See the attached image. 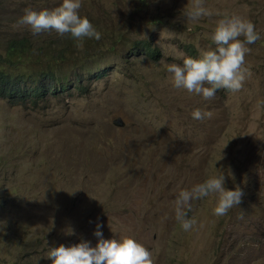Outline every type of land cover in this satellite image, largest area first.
<instances>
[{
	"label": "rangeland",
	"instance_id": "374dc122",
	"mask_svg": "<svg viewBox=\"0 0 264 264\" xmlns=\"http://www.w3.org/2000/svg\"><path fill=\"white\" fill-rule=\"evenodd\" d=\"M60 2L0 0V57L9 40L29 39L30 75L49 65L73 81L77 69L85 88L35 108L0 100V264H52L48 246H94L97 221L105 239L138 240L153 264H264V0H204L219 15L196 22L181 14L192 0H82L79 13L101 33L98 45L86 55L72 48L53 65L37 52L61 51L72 38L34 36L16 21L26 8ZM225 14L260 33L248 45L242 89L205 101L173 88L166 66L214 47L209 34ZM130 39L153 40L160 59L126 58ZM197 108L211 117L194 120ZM221 170L226 188L242 189L240 204L218 217L215 196L193 201L197 225L183 231L176 195Z\"/></svg>",
	"mask_w": 264,
	"mask_h": 264
},
{
	"label": "clouds",
	"instance_id": "9594fccd",
	"mask_svg": "<svg viewBox=\"0 0 264 264\" xmlns=\"http://www.w3.org/2000/svg\"><path fill=\"white\" fill-rule=\"evenodd\" d=\"M81 4L82 0H61L59 6L52 9L26 8L16 24L27 27L34 36L50 31L61 37L67 35L79 47L86 38H101V33L90 20L80 15ZM181 14L185 22L219 15L205 7L204 0H192L191 6L184 8ZM209 39L214 47L202 50L196 58L185 56L182 64L170 63L166 66L173 88L200 96L205 101L211 100L220 89L231 93L242 89L250 75L245 66V55L250 51L248 45L259 40L260 33L252 21L238 15L225 14L217 20ZM191 117L203 120L210 118L211 112H202L197 108L192 110ZM242 195L239 186L226 188L225 172L217 171L190 189L178 192L174 201V218L183 231H191L197 225L196 218L189 216L193 201L215 196L212 212L219 217L238 206ZM101 228L102 225L97 221L93 231V236L97 238L94 246L91 241L84 239L68 246H48L45 257L52 264H153L150 250L134 237L105 239ZM73 233L74 230L70 228L66 234Z\"/></svg>",
	"mask_w": 264,
	"mask_h": 264
},
{
	"label": "trees",
	"instance_id": "16d2710c",
	"mask_svg": "<svg viewBox=\"0 0 264 264\" xmlns=\"http://www.w3.org/2000/svg\"><path fill=\"white\" fill-rule=\"evenodd\" d=\"M136 3L147 4L149 0H135ZM125 37L123 38L124 41ZM121 37L117 41H120ZM61 51L39 50L37 56L42 57L43 62L56 65L64 62L74 48L75 53L79 50L83 55L89 50L95 51L98 42L93 39H84L82 45L77 47L73 39L62 41ZM117 43H112L111 46ZM32 46L29 39H11L5 43L3 54L0 57V100L11 106H24L30 104L32 107H39L48 100L50 96L61 95L64 92L79 91L85 92L80 87L82 74L74 70V80H63L52 71L49 65L41 69L38 76L30 75L25 68V58ZM190 48V47H189ZM188 49V48H187ZM189 50V49H188ZM193 53V51H191ZM143 57L152 62L158 61L161 57L160 50L154 45L153 40H132L130 39L129 57ZM49 69V70H48ZM48 70V73L45 71ZM70 85H69V84Z\"/></svg>",
	"mask_w": 264,
	"mask_h": 264
},
{
	"label": "water",
	"instance_id": "95a60500",
	"mask_svg": "<svg viewBox=\"0 0 264 264\" xmlns=\"http://www.w3.org/2000/svg\"><path fill=\"white\" fill-rule=\"evenodd\" d=\"M114 125L117 127H121L122 123L120 122V119H117L116 121H114Z\"/></svg>",
	"mask_w": 264,
	"mask_h": 264
}]
</instances>
